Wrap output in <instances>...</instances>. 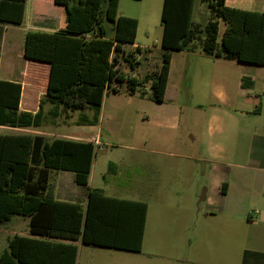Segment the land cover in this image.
<instances>
[{
	"label": "trees",
	"instance_id": "16d2710c",
	"mask_svg": "<svg viewBox=\"0 0 264 264\" xmlns=\"http://www.w3.org/2000/svg\"><path fill=\"white\" fill-rule=\"evenodd\" d=\"M26 0H0V23L20 24ZM194 0H162L160 68L134 78L116 67L112 53L134 42L137 19L118 13L119 0H53L62 7L61 23L54 32L28 30L24 55L50 63L47 89L39 109H18L21 85L0 79V125L29 128L44 122L42 107L52 105L49 115L90 107L92 116L78 122L98 121L103 96L113 81L126 82L160 102L168 79L172 50H182L195 38L202 50L216 58L264 65V12L241 9L225 0H204L214 17L203 26L192 21ZM224 28L219 37V20ZM219 37V38H218ZM133 68L131 53L124 57ZM245 78L241 85L245 86ZM251 84V83H250ZM94 144L65 137L49 138L32 132L0 133V223L13 215L29 218V235L14 234L0 253V264H75L77 245L139 252L147 214L143 200L106 195L88 186ZM114 164L108 163V170ZM69 170L74 182L86 187L84 206L54 197L51 170ZM50 238H59L54 241Z\"/></svg>",
	"mask_w": 264,
	"mask_h": 264
},
{
	"label": "crops",
	"instance_id": "0c3cea01",
	"mask_svg": "<svg viewBox=\"0 0 264 264\" xmlns=\"http://www.w3.org/2000/svg\"><path fill=\"white\" fill-rule=\"evenodd\" d=\"M27 4L28 0L25 1L23 21L27 20ZM225 4L264 12V0H258L257 8H249L250 5H254L250 0H225ZM31 12L42 19L35 21L34 15L28 17V20L32 22L25 30L24 35L28 30L52 33L58 29L61 23L62 7L55 4L53 0H32ZM48 12H54V15H47ZM47 16L51 18L47 19ZM3 24L0 57L2 51L7 50L4 80L20 83L18 109L34 113L39 109L40 98L47 89L50 63L47 60L26 57L23 52L24 48H21L19 44L12 47V40L20 38L21 32L11 27L12 24ZM7 32L10 34L9 38L6 35ZM120 48L121 50L112 53L116 59V67L120 71L140 79L146 73L160 68L162 57L158 63L153 62L152 48L138 43L136 35L134 42L121 44ZM194 51L189 45L182 50L171 51L168 79L162 101L156 102L149 99L145 88L149 82L144 84L146 94L141 96L138 89L130 91L126 82L113 81L111 87L113 86L115 90L109 88L103 96L98 121L95 124L83 122V138L75 136V134L55 137L90 141L94 144L95 154L88 173V186L100 188L104 192L102 186L90 184L97 162L96 152L102 148V145L110 144L103 138V130L112 134H118L122 127L130 130L123 114L129 109L125 110L123 107L140 109L148 126L147 137L142 139L141 146H136L132 142L125 146L136 148L145 154L133 155L129 165L122 162V159L115 162H105V160L99 159L100 167L107 165L108 168V163L111 162L114 164L113 173L145 166H149L157 172L164 168L168 173L159 175L161 178L163 177V180L161 178L146 180L140 182L139 185L149 187V189L162 185L185 187L192 193H197L198 189L204 185L206 207L209 214L222 215L227 224L233 218H246L248 223L258 224L260 226L259 233L264 236V65L256 67L261 87L259 93H256L257 102H253L251 87L255 85V79H249L246 74L237 76L228 70V67L244 68L243 66L248 63L237 61L234 58H216L208 54H205L206 57H202L201 54ZM128 52L134 56L136 61L133 68L124 59ZM195 53L201 56L197 63H206L208 67L198 72L194 84L190 82L185 84L183 79L187 75L191 58ZM142 56H144L143 60L146 64L142 70V76H138L137 68L143 63V60L140 59ZM242 78H245V86L241 85ZM119 84L125 85V90L122 92L118 88ZM111 95L113 97H110ZM205 105L208 108L205 111L207 116L205 120H201V113L204 112ZM51 107V104L45 103L42 107L43 115L45 113L49 115ZM91 110L88 107L87 112H84L83 115L91 117ZM41 126L19 128L0 125L6 129H21L19 132L39 133L49 137L47 136L49 133L38 129ZM144 160H148L147 163H144ZM101 177L105 181L104 174L101 173ZM249 187L255 189L251 198L257 206L254 210L258 211L252 215H248V211L252 209L246 204V198L250 193ZM253 217L256 219L248 220ZM59 240L61 239L57 238L54 241ZM71 242L76 244L78 241ZM249 252L251 256L254 254L255 258L264 254V250L261 251L258 248L249 249ZM77 257L78 246L75 264Z\"/></svg>",
	"mask_w": 264,
	"mask_h": 264
},
{
	"label": "rangeland",
	"instance_id": "374dc122",
	"mask_svg": "<svg viewBox=\"0 0 264 264\" xmlns=\"http://www.w3.org/2000/svg\"><path fill=\"white\" fill-rule=\"evenodd\" d=\"M31 1L28 0L27 4V20L11 26L21 32L19 40H12V47H16L19 44L23 48L24 32L29 28L30 22H32L28 20V17L34 15L31 12ZM250 1H253L254 5H250L249 8H255L258 5V0ZM161 7L162 0H119L118 2L119 14L134 17L138 20L136 41L152 48L153 62L156 61L157 63L161 60V52L163 50L160 45L162 33ZM47 15L52 16L54 12H48ZM34 16L35 21H41V17L38 15ZM212 17L214 15L210 12L206 1H193L192 21L194 23H199L203 26ZM50 18L47 16V19ZM218 20L220 37L225 24L221 18H218ZM3 25V23H0V46L2 45L1 33L3 32ZM6 35L9 38V32ZM189 46L195 50L194 52L206 57V53L201 47L200 38H195ZM197 53L191 58L187 75L183 79L185 84L189 82L194 84L198 72L208 67L206 63H202L203 65L197 63L201 57ZM143 57L140 59L143 60ZM6 58L7 50H4L0 57L1 79L5 78L4 63ZM20 62L22 63V60ZM142 62L137 68L138 76H142V70L146 64L144 60ZM243 67L241 69L228 67V70L237 76L246 74L249 79H255V85L251 87V97L253 102H257L258 96L256 93H259V88L261 87L257 65L248 63ZM118 88L122 92L125 90V85L119 84ZM145 88L147 94H149V85H146ZM110 97H113V95ZM87 109L88 107L75 109V111H64L54 118L44 112V122L41 128L38 129L49 133L47 135L49 138L59 135L72 136L73 134L83 138L84 123L78 121L81 115L87 112ZM123 109H129L124 111L123 114L127 127L131 128V131L125 127H122L118 134L103 130V138L110 144L102 145V148L97 150V162L95 163L94 175L90 184L92 186H102L105 190L104 192L108 195L143 200L147 203L146 225L141 250L139 252H127L112 248L83 245L78 241L76 242L78 246L76 264H263L264 254L255 258V255L251 256L249 252V249L254 248H258L261 251L264 250V236L260 235L258 229L260 226L248 223L246 218L238 217L230 219V223L227 224L222 215L209 214L206 207L204 185L198 189L197 193H192L185 187L163 185L149 189V187L140 186L139 183L161 178L159 175L168 173L166 169L162 168L160 172H157V170L145 166L113 173L112 170H108L107 165L100 167L99 159L105 160V162H115L122 159V162L129 165L133 155L145 154L136 148L125 146L129 142L136 146H141L142 139L147 137L148 126L143 119L142 111L133 107L127 108L126 106ZM203 109L201 120H205L207 116L205 112L208 109L207 106L205 105ZM88 112L90 113V111ZM19 131L21 129L0 127V132ZM147 161L144 160L143 162L147 163ZM101 173L104 174L105 181H103ZM73 176L74 173L69 170L52 169L50 171L49 180L53 187L54 196L60 200L73 201L84 206L86 187L76 184ZM161 179L163 180V177ZM248 190L250 193L246 198V204L254 210L257 206L251 197H253L252 194L255 193V189L249 187ZM255 219L253 217L248 220L253 221ZM14 234L29 235V218L27 216L13 215L10 220L0 223V253L4 248H7L8 239ZM50 239L57 240V238Z\"/></svg>",
	"mask_w": 264,
	"mask_h": 264
},
{
	"label": "built area",
	"instance_id": "2783aa9c",
	"mask_svg": "<svg viewBox=\"0 0 264 264\" xmlns=\"http://www.w3.org/2000/svg\"><path fill=\"white\" fill-rule=\"evenodd\" d=\"M257 212H258L257 210H249L248 215H252V214L257 213Z\"/></svg>",
	"mask_w": 264,
	"mask_h": 264
},
{
	"label": "water",
	"instance_id": "95a60500",
	"mask_svg": "<svg viewBox=\"0 0 264 264\" xmlns=\"http://www.w3.org/2000/svg\"><path fill=\"white\" fill-rule=\"evenodd\" d=\"M201 199H202V197H201Z\"/></svg>",
	"mask_w": 264,
	"mask_h": 264
}]
</instances>
